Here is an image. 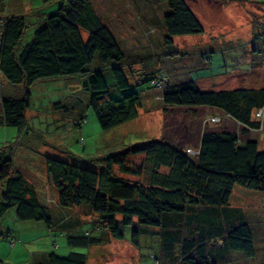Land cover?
<instances>
[{
  "label": "trees",
  "instance_id": "obj_1",
  "mask_svg": "<svg viewBox=\"0 0 264 264\" xmlns=\"http://www.w3.org/2000/svg\"><path fill=\"white\" fill-rule=\"evenodd\" d=\"M42 1L50 4L52 0ZM159 1L168 8L161 25L163 43L150 40L147 49L161 46V50H150L146 56L123 53L112 35L109 21L98 15L92 0H66L55 12L35 14V25L39 26L24 46L21 40L28 27V16L0 17V78L19 89L16 98L0 93V127L16 128L21 137L28 134L26 112L33 85L41 80L82 76L95 58L101 64L114 65L110 69L111 76L115 88L121 92L118 100L111 98L100 71L92 73L91 80L84 86L90 93L89 107L101 130L108 131L136 119L142 98L133 91L137 85L130 84L127 74L141 75L144 70L139 73L134 67L147 60L158 63L163 59H176L179 53L172 42L174 37L204 33L186 0ZM135 9L138 19L143 18L144 10H151L143 3ZM82 31L87 34L85 40ZM150 34V30L145 31L144 39ZM257 37L256 44L264 43V31ZM209 49L201 50L203 61H212L210 54L214 48ZM214 50L218 53L219 49ZM163 79L166 83L161 80L157 83L163 89L160 96L163 114L174 108L190 110L192 115L196 114V109H211L212 114L202 120L204 127H217L229 118L243 130L203 132L196 148H181L163 140L126 146L121 152L103 158V165L99 167L93 165L92 159H87L90 164L84 167L44 156L41 167L57 192V197L52 199L50 194L45 197L48 186H44L40 195L15 170L14 159L20 147L17 136L0 143V220L14 210L15 217L22 223H43L54 249L59 246L52 233L58 231L57 236L65 238L71 250L103 244L100 232L106 233V238L124 240L125 228H131L130 244L139 249V230L156 228L160 253L151 256L153 264H223L231 261L235 252L254 257L251 228L243 222L242 207L233 205L231 199L238 187L259 192L264 202V152L258 151L256 138V134L264 131V119L254 116L264 110V88L202 91L193 80L178 83V79L168 80L167 75ZM214 119L218 121H212ZM137 156L144 157L139 171L127 166V160ZM115 169L131 176L147 170L148 181L125 180L115 176ZM48 204L56 205L58 219L53 217ZM79 212L81 215L77 214ZM83 215L91 216L86 224L94 230H81ZM2 235L16 243L12 232ZM36 261L34 264H87V255L50 253Z\"/></svg>",
  "mask_w": 264,
  "mask_h": 264
},
{
  "label": "rangeland",
  "instance_id": "obj_2",
  "mask_svg": "<svg viewBox=\"0 0 264 264\" xmlns=\"http://www.w3.org/2000/svg\"><path fill=\"white\" fill-rule=\"evenodd\" d=\"M62 1L66 0H52L50 4L42 0H0V17L28 16L26 20L28 27L21 40V46H24L31 40L33 32L39 26L35 25L37 20L35 14L55 12ZM186 2L202 25L204 33L174 37L172 42L179 53L174 57L176 59H163L158 63L147 60L143 65L138 64L134 67L139 73L141 69L144 70L141 71V75L127 74L130 84L137 85L132 88L133 91L138 92L142 98V107L136 119L108 131L101 130L93 110L89 107L90 93L84 86L91 80L92 73L100 71L105 76L110 97L118 100L121 98V92L115 88L111 76L110 69L114 65L101 64L95 58L86 68L87 73L82 76L41 80L33 85L26 112L28 134H21V137L16 128L0 127V143L20 137V147L14 159L15 170L34 186L38 194L43 195L44 186H48L45 197L49 194L50 199L57 197L56 190L50 186L44 167H41L44 156L84 167L90 164L87 159H92L93 165L99 167L103 165V158L121 152L126 146L168 140L181 148L187 143L194 147L198 139L195 130H200V134L235 130L233 127L235 123L232 127L231 123L225 126L224 122L217 127L212 125L204 127L202 120L207 114L200 115L201 112L198 113L200 110H196V114L192 115L190 110L174 108L163 114L160 102L163 89L162 85L157 83L159 80L164 83L167 78L163 77L169 73L172 75L179 72L176 77L178 83L188 78L195 81L202 91L264 88V43L255 42L257 34L264 31V0H220V3H216L215 0L210 2L186 0ZM140 3L148 5L151 10H144L143 18L138 19L135 6ZM92 4L98 15L109 21L112 35L124 54L146 56L151 51L161 50V46L151 49H147L146 46L150 44V40L163 43L164 31L161 25L164 15L168 12L166 4L159 0H92ZM150 12L156 17L151 16ZM148 30L151 34L144 39L143 33ZM82 37L84 40L87 38L84 31ZM204 43L219 50L217 53L213 49V54H210L212 61H206L204 67H197L199 48L203 47ZM228 50L233 54H229ZM151 78L157 80L152 82ZM199 78L204 80L201 81ZM0 93L1 96L19 97V89L9 85L3 78H0ZM56 105L59 107H55ZM256 115L257 113L254 116ZM262 116L264 119V110ZM82 120L83 124L77 126ZM256 138L258 151L264 152V131L256 134ZM143 161V156L130 157L127 166L139 171L143 167ZM114 174L129 181L142 183L148 181L147 170L138 176L122 174L121 170L117 169ZM260 196L259 192L238 187L234 189L231 202L242 207L243 222L251 228L256 254L254 257H246L243 253L235 252L234 256L231 255L233 256L231 261L229 259V262L223 264H264V202ZM48 205L53 217L58 219L56 205ZM70 213L73 214L72 211ZM77 214L81 215V212ZM81 217L84 222L81 230L85 228L94 230L90 224H86L91 216ZM7 231L12 232L17 239L16 243L10 238L3 237L2 234ZM100 233L103 244L89 249L71 250L65 238L57 236L60 233L54 231L52 235L59 246L58 249H54L43 223H22L15 217L14 210L8 211L0 220V264H34L37 262L36 258L41 255L54 253L66 256L70 252L86 254L87 264H153L151 256L159 255L156 228L139 230L141 240L139 249L130 244L131 228L123 230L124 240L106 238V233Z\"/></svg>",
  "mask_w": 264,
  "mask_h": 264
},
{
  "label": "crops",
  "instance_id": "obj_3",
  "mask_svg": "<svg viewBox=\"0 0 264 264\" xmlns=\"http://www.w3.org/2000/svg\"><path fill=\"white\" fill-rule=\"evenodd\" d=\"M210 1H212V0H208V2H210ZM233 1H239V0H233ZM240 1H241V0H240ZM215 2H216V3H217V2L220 3V0H215ZM233 4H234V3H233ZM202 5H204V4H202ZM234 5H235V4H234ZM192 12H193V11H192ZM193 13H194V12H193ZM26 14H28V13H26ZM194 15H195V14H194ZM198 21H199V20H198ZM206 48H208V49H206ZM209 48H211V47H210V45H209L208 43H204V44H203V47H200V48H199L200 51L198 52V53H199V54H198V57H199V58L197 59V63H198L197 67H200V66H203V65L206 64V63H205L206 61H203V59L200 58V54L203 52V51L201 52V50H203V49H205V50H209ZM198 60H200V61L198 62ZM190 65H191V64H190ZM193 65H194V64H193ZM203 67H204V66H203ZM234 70H236V68H234ZM178 73H179V72H177V73H175V74L172 73V75H171V74H168V76L170 77V80H171V81L177 80L176 77L178 76ZM173 75H174V76H173ZM186 79H188V78H186ZM199 79H200L201 81L204 80V78H199ZM198 81H199V80H198ZM196 110H197V111L200 110V111L198 112V113L201 112L200 115H201V114H203V115H204V114H210V113L212 114V110H211V109H204V108H202V109H196ZM197 111H196V112H197ZM213 114H214V113H213ZM203 117H205V116H203ZM223 122H224L223 124H224L225 126H226V124L231 123V126H230V127H232V125L235 123L233 120H230L229 118H225ZM224 125H223V126H224ZM233 127H234L235 130H233V131H228V132H236L237 130H238V131H242V130H243L242 126H241V125H238L237 123H235V125H233ZM195 131H196L197 134H198V135H197V138H198V139H197V142L195 143V146H194V147L196 148V147L198 146V144H199V139H200V136L202 135V133L200 134V130H199V131L195 130ZM223 131H224V130H223ZM193 133H194V132H193ZM187 138L190 139V137H188V136H187ZM167 141H168V140H167ZM168 142H170V143H174V144H175V142H173V141H168ZM184 147H188V148L191 147V146H190V143L184 144Z\"/></svg>",
  "mask_w": 264,
  "mask_h": 264
},
{
  "label": "built area",
  "instance_id": "obj_4",
  "mask_svg": "<svg viewBox=\"0 0 264 264\" xmlns=\"http://www.w3.org/2000/svg\"><path fill=\"white\" fill-rule=\"evenodd\" d=\"M261 114H262V111H258V113H257V116L258 117H260L261 116ZM212 121H215V122H217L218 121V119H214V120H212ZM190 154H194V152H191V151H188Z\"/></svg>",
  "mask_w": 264,
  "mask_h": 264
}]
</instances>
